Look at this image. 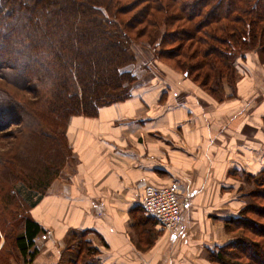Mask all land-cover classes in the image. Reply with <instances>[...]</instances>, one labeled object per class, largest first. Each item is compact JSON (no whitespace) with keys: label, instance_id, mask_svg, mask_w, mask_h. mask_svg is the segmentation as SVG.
<instances>
[{"label":"trees","instance_id":"obj_1","mask_svg":"<svg viewBox=\"0 0 264 264\" xmlns=\"http://www.w3.org/2000/svg\"><path fill=\"white\" fill-rule=\"evenodd\" d=\"M140 48L154 62L142 67L148 73L169 68L217 96L236 83L245 54L264 58V0H0V140H12L0 147V230L9 253L37 254L43 229L29 212L74 158L69 122L131 97ZM241 178L244 205L225 219L232 240L209 252L212 264H264V168ZM86 235L67 238L69 264L99 253Z\"/></svg>","mask_w":264,"mask_h":264},{"label":"crops","instance_id":"obj_2","mask_svg":"<svg viewBox=\"0 0 264 264\" xmlns=\"http://www.w3.org/2000/svg\"><path fill=\"white\" fill-rule=\"evenodd\" d=\"M150 70L129 99L71 118L75 171L29 212L43 229L38 252L9 253L0 230V264H57L73 231L96 238L104 264H212L209 252L231 241L225 219L244 205L241 175L264 168V63L248 55L219 96L169 68ZM175 181L181 220L168 231L146 213L143 186Z\"/></svg>","mask_w":264,"mask_h":264},{"label":"built area","instance_id":"obj_3","mask_svg":"<svg viewBox=\"0 0 264 264\" xmlns=\"http://www.w3.org/2000/svg\"><path fill=\"white\" fill-rule=\"evenodd\" d=\"M181 193L180 184L176 181L164 187L145 184L142 205L158 225L172 231L181 220Z\"/></svg>","mask_w":264,"mask_h":264},{"label":"rangeland","instance_id":"obj_4","mask_svg":"<svg viewBox=\"0 0 264 264\" xmlns=\"http://www.w3.org/2000/svg\"><path fill=\"white\" fill-rule=\"evenodd\" d=\"M149 48H147V50H148ZM138 50H140V56H139V60H138V63H139V67L138 68H136L135 69V75L138 77V78H140V80H142V81H140V82H143V80L146 78V77H148V74H147V72H146V70L145 69H143L142 67L143 66H146V65H148L149 63H154V62H152L150 59H149V57H151V53L149 52V50H148V52L144 49H138ZM143 50V51H142ZM142 51V52H141ZM246 56H245V58L248 56V55H255V54H245ZM257 56V55H256ZM258 59H259V63H261V64H263L264 63V58L263 57H261V56H259V54H258ZM238 62H239V65H238V69L240 68V66H241V63L242 62H244V59L242 60V59H239L238 60ZM151 65V64H150ZM155 65V64H154ZM153 66V65H152ZM156 66V65H155ZM154 67V66H153ZM141 68V69H140ZM238 80V79H237ZM225 85H227V86H229L230 88H233L234 89V85L235 84H228V83H225ZM224 85V86H225ZM224 86H223V88H224ZM208 93H209V91H207ZM210 94V93H209ZM220 94H217V96H219ZM15 127L16 126H11V127H9L8 129V131H6V132H3V134L2 135H7L8 133H12V131L15 129ZM7 129V128H6ZM12 140H0V147L1 148H4L5 150L7 149V147H6V145H8V143H10ZM70 165V166H69ZM75 165H76V158H75V156H74V158L69 162V164L65 167V169L63 170V172L61 173V175L62 176H65L64 178L65 179H69L70 178V176L71 175H73V173H74V169H75ZM60 175V176H61ZM17 188L20 190V189H24V187L21 185V183H19L18 185H17ZM245 189H248V187H245ZM181 190H182V188H181ZM244 191H246V190H244ZM28 192H30V191H28V190H24V195H28V194H26V193H28ZM32 193V192H31ZM35 197H37V196H33L32 198H31V202L33 203L34 202V199H36ZM244 199H246V198H244ZM231 236H232V234H231ZM86 238L89 240V241H91L92 243H93V239H95L96 240V238L94 237V236H92V235H86ZM232 240V239H231ZM40 242H42V241H40ZM39 242V243H40ZM74 244L72 243V241L71 242H69V248H70V250H66V252L64 251L62 254H61V257H60V259H59V261H58V263L57 264H69V259H70V255H71V252L73 251L74 252V246H73ZM66 248H67V242H66ZM72 257V256H71ZM73 257H74V254H73ZM89 259H91V263L92 264H98V263H100V264H104L103 263V261L101 260V257L100 256H91V257H89Z\"/></svg>","mask_w":264,"mask_h":264}]
</instances>
